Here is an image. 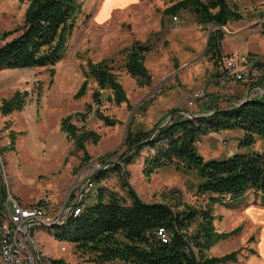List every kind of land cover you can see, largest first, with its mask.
I'll use <instances>...</instances> for the list:
<instances>
[{
	"label": "rangeland",
	"instance_id": "obj_1",
	"mask_svg": "<svg viewBox=\"0 0 264 264\" xmlns=\"http://www.w3.org/2000/svg\"><path fill=\"white\" fill-rule=\"evenodd\" d=\"M79 1L81 11L54 64L0 70V188L5 191L4 203L10 207V199L23 205L45 201L58 211L63 204L75 201L87 185L89 166L99 161L108 170L102 180L93 181V186L84 192L85 204L94 202L99 185L128 199L126 182L144 201L168 202L178 209L187 204L210 210L216 232L228 235L210 247L209 257L234 250L237 258L250 254L260 229L252 227L243 215L227 222V212L239 210L242 214L246 206H263L261 192L249 189L236 200L230 201L227 196L212 202L210 194L198 192L203 179L196 167L164 165L144 174L143 161L151 151L142 149L124 167L119 155L128 147L125 137L129 129L151 130L156 124L170 122L165 120L171 113L174 118L178 117L176 113L185 116L178 110L208 116L217 107L240 102L249 83L255 81L220 84L217 65L222 57L230 55L248 54L264 60V0H227L241 17L225 26L199 23L190 9L179 10L174 20V15L165 11L181 0H128L122 4L113 0ZM27 5L26 1L0 0V45L20 33L18 28L23 24ZM216 29H221L223 36L218 46L220 53L211 58L206 47ZM3 32L9 34L2 37ZM136 40L151 48L143 59L150 75L149 85L139 86L123 66L120 51ZM102 60L113 66L125 101L116 104L111 90L99 89L97 80L88 73L89 63ZM84 82V93L76 97ZM98 90L99 103L93 99ZM13 95L19 99L9 102ZM206 101L210 109L202 111L199 107ZM96 111L116 123L105 125ZM72 114L83 116L76 118L79 129L75 139L97 133L100 137L96 142L84 141L79 147L61 130L62 119ZM199 140L196 152L205 161L264 150V135L255 136L251 144H240L242 131L235 128L209 131L201 134ZM197 226L198 221L193 222L188 233ZM54 232L53 227L44 225L31 229L40 264H48L49 258L79 263L81 259L73 246L57 240Z\"/></svg>",
	"mask_w": 264,
	"mask_h": 264
},
{
	"label": "trees",
	"instance_id": "obj_2",
	"mask_svg": "<svg viewBox=\"0 0 264 264\" xmlns=\"http://www.w3.org/2000/svg\"><path fill=\"white\" fill-rule=\"evenodd\" d=\"M19 1L28 3L23 24L18 28L20 33L17 36L0 45V70L54 64L81 11L80 1ZM182 9L192 10L197 21L203 24L210 22L225 26L229 21L241 17L228 5L227 0H207L206 3L181 0L165 13L175 16ZM214 9L216 11L212 12ZM216 30L210 34L206 47V53H210L211 58L220 53L218 46L223 32ZM8 34L3 32L2 37ZM150 49L147 43L136 40L120 51L124 56V69L139 86L150 84V75L143 61ZM109 62L89 63L88 73L97 80L99 89L111 90V98L117 104L126 98ZM253 84L264 85L259 81ZM85 88L86 82L76 97L81 96ZM18 99L19 96L13 95L9 102ZM93 99L100 102L99 90L93 93ZM96 114L105 120V125L116 123L99 111ZM176 114L177 118L171 117L170 122L160 127L156 124L151 130H127L125 142L128 147L119 155L122 167L147 148L151 152L143 161L144 174L164 165L196 167L203 179L198 192L210 194L212 202L227 196L231 201L236 200L249 189L264 194V150L237 152L222 160L209 161L196 152V141H199L201 134L209 131L239 129L242 131L240 144H251L255 136H263L264 97H251L242 104L217 107L208 116L188 118ZM76 118L82 119L83 116L72 114L63 118L61 130L79 147H83L84 141L96 142L100 137L97 133L75 139L79 129L75 124ZM155 127L158 129L154 130ZM116 167L121 169L118 164ZM107 170L106 167L97 172L93 181L102 180ZM124 185L127 186L128 199L117 191L99 185L93 195V203L81 202L80 213L70 215L60 226H52L55 238L70 243L81 260L71 263L63 258H49V264H214L235 259L236 251L221 257L207 255L213 244L228 235L216 232L210 210L192 208L187 204H183V209H178L168 202H146L128 183L124 182ZM4 198L5 191L0 188V209ZM195 221H198L197 229L188 233L189 226ZM159 229H163L165 241L158 234Z\"/></svg>",
	"mask_w": 264,
	"mask_h": 264
},
{
	"label": "built area",
	"instance_id": "obj_3",
	"mask_svg": "<svg viewBox=\"0 0 264 264\" xmlns=\"http://www.w3.org/2000/svg\"><path fill=\"white\" fill-rule=\"evenodd\" d=\"M176 18L173 17L174 20ZM217 67V79L223 85L230 81L256 82L260 77H264V61L261 62L255 56L248 54L222 57ZM254 91L257 97L262 94L261 89ZM196 143L198 144L199 141ZM104 166L99 161L91 163L87 170L85 182L87 185L85 184L77 200L67 205L63 204L58 211L51 203L45 201L23 205L10 199V207L3 203L0 212V264H40V253L28 240L27 235L30 236V231L34 227L62 225L67 217L80 213L84 192L93 186L95 174L106 168ZM158 234L162 240H166L163 229H159Z\"/></svg>",
	"mask_w": 264,
	"mask_h": 264
},
{
	"label": "crops",
	"instance_id": "obj_4",
	"mask_svg": "<svg viewBox=\"0 0 264 264\" xmlns=\"http://www.w3.org/2000/svg\"><path fill=\"white\" fill-rule=\"evenodd\" d=\"M127 1L128 0H113V2L117 3V4L126 3ZM263 61L264 60H261V62H263ZM258 81L264 83V77L259 78ZM246 85H248V84H246ZM259 85H261V84L249 83L248 87L246 88L245 92L243 93V96H241V98H239L238 101H241L244 98V96H245L247 90H249V88H251L253 86H259ZM261 86H264V85L262 84ZM251 94L254 95V94H256V92L253 91ZM261 96L264 97V93H262L260 95V97ZM211 98H212V96H210V99H208L207 101L211 102ZM207 101H206V103H203L201 105V107H199L202 111H205V109H208V110L210 109L209 104H207ZM191 112L197 114V112H195V111H191ZM79 195H80V191H79L78 195L76 196L75 200H77ZM261 195L264 196L263 193H261ZM84 199H82V204L84 202ZM73 202L74 201H72L70 203H73ZM243 209H242L243 211H241L242 214L239 213L240 212L239 210H236V211L230 210V212H227V217H229L227 222H233L232 219H235V218H237V220H238V218L243 215L246 219H248L250 221L252 227L256 226V227H258V229H260L257 240L251 244L252 249H250V251H251L250 254L240 255L241 257L239 256L238 258H237V256H235L234 260H226L225 261L226 263H224V261H222L221 262L222 264H264V205L263 206L249 205ZM1 210H2V208L0 209V212H1ZM237 211H239V212H237ZM237 220H236V222H237ZM212 224H213V221H212ZM32 230H33V228H32ZM30 236H31V231H30ZM234 251H231V252H234ZM231 252H228V253H231ZM228 253H225V254H228ZM225 254L222 253L221 256H223ZM221 256H219V257H221ZM243 256H245V257L243 258ZM48 264H49V262H48Z\"/></svg>",
	"mask_w": 264,
	"mask_h": 264
},
{
	"label": "water",
	"instance_id": "obj_5",
	"mask_svg": "<svg viewBox=\"0 0 264 264\" xmlns=\"http://www.w3.org/2000/svg\"><path fill=\"white\" fill-rule=\"evenodd\" d=\"M256 89H261V90H262V93H264V86H261V85H259V86H253V87L249 88V90H247V92H246L244 98H243L238 104H242V103L246 102L249 98H251V96H252L251 93H252L254 90H256ZM258 97H260V96H258ZM178 111L181 112L182 114H184V115H185L186 117H188V118L199 117V115H196V114L193 113V112L183 111V110H178ZM167 117H168V118L165 120L166 122H168V121L170 120V118L172 117V113L169 114ZM163 125H164V124L159 125L158 127L163 126ZM158 127H157V129H158ZM153 134H154V133H153ZM50 227H52V226H50ZM27 238H28V240L33 244V239H32L29 235H27ZM33 245H34V244H33Z\"/></svg>",
	"mask_w": 264,
	"mask_h": 264
}]
</instances>
